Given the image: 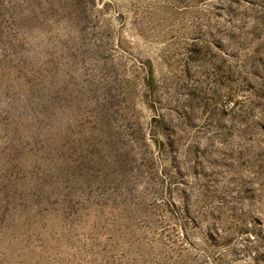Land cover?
<instances>
[{"label": "rangeland", "instance_id": "rangeland-1", "mask_svg": "<svg viewBox=\"0 0 264 264\" xmlns=\"http://www.w3.org/2000/svg\"><path fill=\"white\" fill-rule=\"evenodd\" d=\"M0 264H264V0H0Z\"/></svg>", "mask_w": 264, "mask_h": 264}]
</instances>
